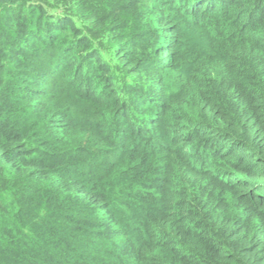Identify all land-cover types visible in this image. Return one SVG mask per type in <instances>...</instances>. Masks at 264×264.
<instances>
[{"label":"clouds","instance_id":"9594fccd","mask_svg":"<svg viewBox=\"0 0 264 264\" xmlns=\"http://www.w3.org/2000/svg\"><path fill=\"white\" fill-rule=\"evenodd\" d=\"M0 264H264V0H0Z\"/></svg>","mask_w":264,"mask_h":264}]
</instances>
